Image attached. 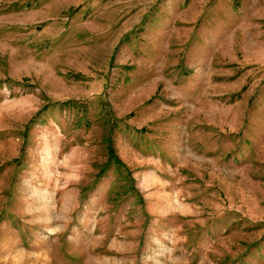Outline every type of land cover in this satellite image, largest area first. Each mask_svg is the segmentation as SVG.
<instances>
[{
  "label": "rangeland",
  "instance_id": "obj_1",
  "mask_svg": "<svg viewBox=\"0 0 264 264\" xmlns=\"http://www.w3.org/2000/svg\"><path fill=\"white\" fill-rule=\"evenodd\" d=\"M0 264H264V0H0Z\"/></svg>",
  "mask_w": 264,
  "mask_h": 264
},
{
  "label": "trees",
  "instance_id": "obj_2",
  "mask_svg": "<svg viewBox=\"0 0 264 264\" xmlns=\"http://www.w3.org/2000/svg\"><path fill=\"white\" fill-rule=\"evenodd\" d=\"M107 154H108V162L107 164H114L115 167H123L122 162L119 160V158L116 156L111 144L107 147Z\"/></svg>",
  "mask_w": 264,
  "mask_h": 264
}]
</instances>
